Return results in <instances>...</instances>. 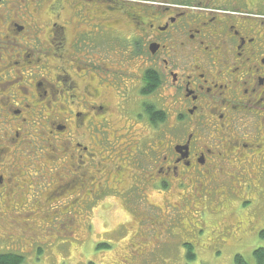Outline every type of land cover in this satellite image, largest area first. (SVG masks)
Here are the masks:
<instances>
[{"label": "flooded vegetation", "instance_id": "flooded-vegetation-1", "mask_svg": "<svg viewBox=\"0 0 264 264\" xmlns=\"http://www.w3.org/2000/svg\"><path fill=\"white\" fill-rule=\"evenodd\" d=\"M112 195L143 237L197 236L202 199L260 207L264 0H0V254L28 207Z\"/></svg>", "mask_w": 264, "mask_h": 264}, {"label": "rangeland", "instance_id": "rangeland-1", "mask_svg": "<svg viewBox=\"0 0 264 264\" xmlns=\"http://www.w3.org/2000/svg\"><path fill=\"white\" fill-rule=\"evenodd\" d=\"M259 200L260 207L253 213L238 209L241 200L234 195L195 202L183 221H201L204 226L197 236L189 237L185 236L189 233L180 232L181 225L175 227L178 221L172 222L175 226L167 236L163 232L165 224H159L154 234L143 237L140 216L132 217L114 195L89 215L68 214L60 221L50 216L46 223L45 209L31 213L33 208L28 207V212L10 223L11 235L17 241L10 250L22 253L24 264H236L237 254L256 264L254 251L264 248V198ZM237 220L243 230L229 232L228 227ZM143 227L152 224L147 220ZM185 243L192 244V249Z\"/></svg>", "mask_w": 264, "mask_h": 264}, {"label": "trees", "instance_id": "trees-1", "mask_svg": "<svg viewBox=\"0 0 264 264\" xmlns=\"http://www.w3.org/2000/svg\"><path fill=\"white\" fill-rule=\"evenodd\" d=\"M262 234L264 235V231H262ZM192 245H187V248L189 250L192 249ZM188 255L192 256L191 251L188 252ZM255 256V263L256 264H264V248H256L254 251ZM25 256L20 252H7L4 254H0V264H24L25 262ZM236 264H250L247 262L245 257H243L240 254H237L235 257Z\"/></svg>", "mask_w": 264, "mask_h": 264}]
</instances>
